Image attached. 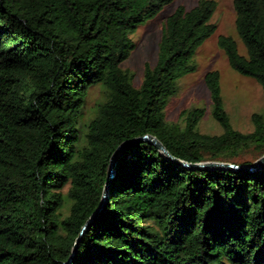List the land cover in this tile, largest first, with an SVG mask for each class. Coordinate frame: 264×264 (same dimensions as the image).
<instances>
[{"label":"trees","instance_id":"obj_1","mask_svg":"<svg viewBox=\"0 0 264 264\" xmlns=\"http://www.w3.org/2000/svg\"><path fill=\"white\" fill-rule=\"evenodd\" d=\"M174 0H0V264H65L94 214L112 153L151 134L189 162L251 164L264 154V113L253 131L235 129L220 71L206 83L217 134L202 132L203 107L168 122L179 79L195 70L197 47L214 34L216 0L179 6L168 17L155 66L141 85L122 67L132 33ZM235 38L219 37L229 64L264 90V0H233ZM106 99L82 137L90 86ZM108 197L70 264H264V165L188 169L152 143L121 152Z\"/></svg>","mask_w":264,"mask_h":264},{"label":"rangeland","instance_id":"obj_2","mask_svg":"<svg viewBox=\"0 0 264 264\" xmlns=\"http://www.w3.org/2000/svg\"><path fill=\"white\" fill-rule=\"evenodd\" d=\"M217 7L210 22L216 25L214 34L201 43L195 50L192 63L196 64L194 71L183 75L179 81L177 93L168 99L164 109L168 122H183L181 111L196 107L205 109V116L199 124L202 132L217 134L222 132V126L212 116V95L206 83V76L211 71H220L221 91L224 97L225 109L230 113L233 127L240 131H253V114L264 113V90L261 84L251 76L234 70L228 60L226 51L219 44L221 35L236 39L238 50L248 56V51L236 29V11L233 0H216ZM198 0H174L165 5L158 14L139 24L132 33L134 49L131 55L122 63V67L134 74L135 86L142 84L146 65L155 66L160 53V41L163 29L169 16L179 6L187 9L194 7ZM105 87L96 83L87 90L86 102L78 123L82 137L85 136L87 124L96 117L99 103L106 99ZM260 156L248 152L244 158L256 161Z\"/></svg>","mask_w":264,"mask_h":264},{"label":"water","instance_id":"obj_3","mask_svg":"<svg viewBox=\"0 0 264 264\" xmlns=\"http://www.w3.org/2000/svg\"><path fill=\"white\" fill-rule=\"evenodd\" d=\"M137 141H148L150 143H152L156 148H158L160 150V152H162L164 154V156H166L167 158H169L170 160H172L175 163H180L183 166H185L188 169H198V168H225V169H229L230 171H238V170H251V171H257V169H260L263 165H264V154L261 155L259 158H257L256 161L252 162L251 164H235V163H231V162H226V161H198V163H193V162H189L186 161L184 159L181 158H177L175 157L171 152L168 151V149L166 148V146L163 144V142L156 136L151 135V134H144L142 136H137V138L129 140V141H123L121 142L118 147L115 149V151L112 153V157L110 160V164L108 167V179L103 187V191H102V198H101V202L99 204V207L95 210L94 214L82 225L80 232H79V236L76 239L75 245L73 246L72 252H71V256L68 259V261L65 264H70L71 261L73 260V258L75 257V252H76V248L78 246V243L80 241L81 236L84 234V231L87 229V227L92 223V221L94 220V218L96 217V215L98 214L99 209L104 205L107 197H108V188L110 185V181L111 179L115 176V169H116V165L118 163V160L121 156V152L125 149V147L131 143V142H137Z\"/></svg>","mask_w":264,"mask_h":264}]
</instances>
